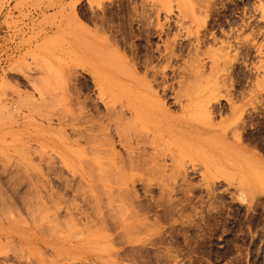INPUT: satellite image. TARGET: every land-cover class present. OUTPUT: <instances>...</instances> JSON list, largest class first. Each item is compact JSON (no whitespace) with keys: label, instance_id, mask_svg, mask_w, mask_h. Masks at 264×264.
<instances>
[{"label":"rangeland","instance_id":"obj_1","mask_svg":"<svg viewBox=\"0 0 264 264\" xmlns=\"http://www.w3.org/2000/svg\"><path fill=\"white\" fill-rule=\"evenodd\" d=\"M121 58L165 105L129 123L157 156L83 137ZM262 64L264 0H0V264H264ZM199 85L209 124L176 102Z\"/></svg>","mask_w":264,"mask_h":264},{"label":"bare ground","instance_id":"obj_2","mask_svg":"<svg viewBox=\"0 0 264 264\" xmlns=\"http://www.w3.org/2000/svg\"><path fill=\"white\" fill-rule=\"evenodd\" d=\"M238 36L241 37V33L238 34ZM230 47L233 46L230 45ZM122 58L119 64L120 70H118V72L122 71V76L120 75V79L114 76L113 79H110V86L112 87V90L114 88L117 89L118 92L121 93L122 99H113L110 95L109 100L104 101L110 114V122L107 125L99 122V134L97 135H94L93 133V131L95 130L94 124H96V122L93 120V118L90 117L88 113H86L83 116V137L86 143L90 145V149L98 150V146L103 143L110 146L114 145V139L112 137L114 132L119 137V141L123 144L124 148H126V153L130 159L134 158L135 156L142 155L143 152L146 151L145 145L147 143L151 144V146L153 145V155L157 156V142L161 141L162 137L160 135H156L154 132L148 131L146 128H133V126H129V123L132 125V122H141V119H145L148 116L155 114L157 112L156 110H163L165 108V105L160 102L161 99L158 93V88L155 84V80H150L147 77H140L137 74V66L135 64H131L130 61H128L129 59ZM262 65L264 66V64ZM214 67L217 70L223 69L220 68V64H215ZM262 68L264 69V67ZM225 69L227 68L225 67ZM91 75L93 77L92 79H94L93 81L98 85L100 90H104L102 76L98 73H91ZM197 75L195 74L194 76L197 77ZM209 87L210 86H207L208 90H201L200 85L197 87V89H195V87L193 86L189 90H186L187 92L185 94V100L180 99V96L176 98V102L180 104L181 110L186 115V118L183 119V121H191L190 117L192 116V113L189 112L191 111V108L201 102L207 101L205 103V108L202 111V114L204 115V118H207L205 123H211L212 109L209 105L211 101L208 97L207 91H212L216 87V85H213L210 88ZM162 89H165V87ZM243 106L244 104L242 103L235 104L234 101H230L232 112L238 115V120H240L242 117ZM145 109H149L152 112L146 111ZM143 111H145L144 114ZM127 114H130V116L133 118V121H125V119L127 118ZM71 122L70 123L74 126L73 120ZM71 124L68 125L71 126ZM239 137V139H241L240 134ZM112 154L116 155L113 149Z\"/></svg>","mask_w":264,"mask_h":264}]
</instances>
